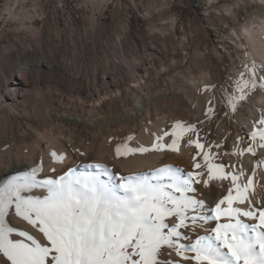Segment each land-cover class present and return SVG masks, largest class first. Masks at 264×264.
Returning a JSON list of instances; mask_svg holds the SVG:
<instances>
[{
	"label": "bare ground",
	"instance_id": "6f19581e",
	"mask_svg": "<svg viewBox=\"0 0 264 264\" xmlns=\"http://www.w3.org/2000/svg\"><path fill=\"white\" fill-rule=\"evenodd\" d=\"M20 3L14 0L6 4L9 20H18L13 30L24 32L33 40L40 38L41 29L34 25V20L42 19L41 1H33L32 7L26 10L29 16L19 21L21 10L17 7ZM226 7L227 10H223L227 20L221 17L218 28L224 31L232 29L229 39L227 36L221 39V33L213 29L210 41L205 42L206 37H199V43L205 42L204 48L209 46L215 63L223 55L217 47L224 42L246 48L243 64L255 61L257 65L264 66V0H235ZM168 34H162L160 50L177 43ZM179 39L177 44L186 54L190 43L185 37ZM117 44L122 47L119 39ZM157 57L158 52H153L140 67L128 65L119 71L99 73L97 68L58 69L59 64L52 58L38 57L32 51L26 52V59L15 57L13 61H5L4 56H1L0 128L3 132H0V183L41 161L44 168L39 174L41 178L50 174L52 168L66 170L67 166L79 172L84 170L85 164L104 163L113 171V179L117 182L122 174H136L171 165L181 169L184 175L189 171L203 172V176L198 178L200 183L193 185L197 191L189 195L203 200L204 206L195 213L190 211V215H206L232 188L230 174L242 171L244 174L237 180L242 185L255 170L254 191L250 190V199L252 206H264V148L257 147L255 155L247 152L241 154L243 149L259 142V137L253 141L250 133L261 127L257 121L264 115V91L258 92L255 97L252 95L253 99L250 95L254 90L249 92L244 101L238 102L235 111L226 103L235 124L228 125L227 114L220 123L214 125L212 140L207 139L205 134L185 133L178 151L165 149L127 157L115 156V145L122 137H134L128 142L131 147L150 148L156 136L163 135L165 131L171 132L172 125L177 121L196 124V127L202 125L210 117L206 115L210 104L215 109L211 116L219 113L217 84L223 69L210 68L211 64L205 60V54L197 51L193 59L197 64L195 70H170L172 64L168 68H155L154 77L164 76L165 80L162 82L157 78L152 82L149 78L151 71L145 66H153ZM181 62L180 59L178 63ZM70 65H73L72 61ZM243 71L240 68L232 69L231 79L236 81ZM257 75H264V72L258 69ZM205 86H209L207 90ZM223 89L228 94L229 88ZM220 94L222 97L224 93ZM223 99L228 101L227 95ZM210 126V122L207 123L206 130H210ZM245 131L249 134V142L245 139ZM189 138L198 139L204 148L197 149L195 145L188 144ZM224 140L227 148L223 146ZM163 142L171 143V138L164 136ZM52 152L63 156L64 162H57L50 155ZM205 152L209 154L208 161L204 159ZM79 153H83V156ZM208 163L222 165L225 178L214 179L208 186H204L203 180L208 178ZM195 164H200L201 168L196 169ZM232 190L235 195V189ZM243 219L245 222H254L248 218ZM10 222L24 225L15 216H10ZM209 223L215 226V222ZM181 231V242L188 245L195 241L197 235H203L205 229L193 231L188 228ZM165 252H170L171 258L176 259L173 250L166 249Z\"/></svg>",
	"mask_w": 264,
	"mask_h": 264
},
{
	"label": "snow or ice",
	"instance_id": "6c2138e0",
	"mask_svg": "<svg viewBox=\"0 0 264 264\" xmlns=\"http://www.w3.org/2000/svg\"><path fill=\"white\" fill-rule=\"evenodd\" d=\"M258 69L264 72V66L255 61L244 65L235 81L236 94L228 97L231 110L235 111L238 102L258 85L264 88V75L258 76ZM214 111L210 104L206 115ZM257 124L261 127L250 136L253 141L259 137V142L241 154L255 155L257 147L264 148V115ZM185 133L198 135L196 124L177 121L171 132L156 136L150 148L131 147L128 142L134 137H122L115 145V156L178 151ZM164 136H169L171 143H164ZM187 142L204 148L198 139ZM50 155L64 162L56 152ZM204 159L209 160L207 152ZM194 167L200 169L201 165ZM65 168H52L41 178V161L0 183V264H264V206H252L250 199L255 170L242 185L237 183L242 171L230 174L232 188L210 214L190 215L204 206L203 200L189 195L197 191L193 185L200 183L202 171L184 175L178 167L165 165L122 174L117 182L104 163L85 164L79 172ZM207 168L204 186L225 178L222 165L208 163ZM10 216L21 219L24 225L11 223ZM188 228H204L205 232L185 245L181 230ZM166 249L173 250L176 259Z\"/></svg>",
	"mask_w": 264,
	"mask_h": 264
},
{
	"label": "rangeland",
	"instance_id": "374dc122",
	"mask_svg": "<svg viewBox=\"0 0 264 264\" xmlns=\"http://www.w3.org/2000/svg\"><path fill=\"white\" fill-rule=\"evenodd\" d=\"M33 1L35 0H19L21 2L17 7L21 10L18 16L19 21L29 16L26 10L32 7ZM40 1L43 5V16L42 19L36 18L34 25L40 27L41 35L40 38L33 40L24 32L13 30L18 20L15 22L9 20L6 4L14 0H0V57L4 56L5 61H13L15 57L26 59V52L32 51L38 57L52 58L59 64L58 69L88 68L92 70L97 68L101 73L119 71L127 68L128 65L140 67L148 55L158 52L154 65L145 67L151 71L150 81L153 82V79L155 81L158 78L163 82L165 80L163 75V77H154L155 68H168L172 64L169 67L170 70L179 68L195 70L197 68L195 60L193 61L195 52L201 51L205 54V60L211 64L210 68H221L223 72L217 84L219 89L217 96L220 99L219 113L206 120L210 122V130H206L209 122L205 121V124H202L203 127L198 125V135L205 134L207 139L212 140L214 125L220 123L227 114L229 115L226 119L228 125L235 124L232 121L234 119L231 120L233 117L232 113H229L226 98H223L226 95L229 97L236 94V91L233 92L235 81L231 79V71L235 68L244 69L245 64L242 63V58L247 50L241 46L223 42L222 47H217L219 52L223 53V57L221 56L219 62L215 63L209 46L204 48L206 40L210 41L213 36V29L221 33V39H225L226 36L229 39L232 29L220 30L218 21L221 17L227 20L224 14L227 10L226 6L232 5L235 0ZM163 33L166 35L169 33L168 35L174 37L177 43L179 38L185 37L190 43L187 53L182 52L177 43L165 50H160ZM199 37H206L205 42L199 43ZM118 39L122 47L117 44ZM195 46L200 48H194ZM180 59L182 62L185 59L186 61L178 63ZM71 61L73 65H70ZM224 87L229 88L228 94L225 93ZM263 89L261 90L258 85L250 98L253 99V96L264 91ZM220 93H224L225 96L221 97ZM0 132H3L2 128ZM245 135V139L249 142V134L246 131ZM223 143V146L227 148V142L224 140Z\"/></svg>",
	"mask_w": 264,
	"mask_h": 264
}]
</instances>
